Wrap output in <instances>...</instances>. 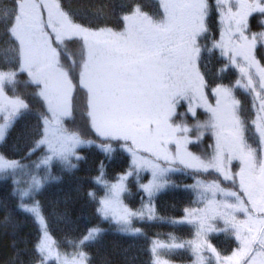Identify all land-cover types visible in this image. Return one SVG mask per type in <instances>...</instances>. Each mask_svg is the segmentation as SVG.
<instances>
[{
  "label": "snow or ice",
  "instance_id": "6c2138e0",
  "mask_svg": "<svg viewBox=\"0 0 264 264\" xmlns=\"http://www.w3.org/2000/svg\"><path fill=\"white\" fill-rule=\"evenodd\" d=\"M213 13L220 32L209 45ZM255 13L264 29V0H158L156 15L144 12L138 3H126L120 17L123 30H116L77 23L61 0H13L11 11L0 18L5 45L0 47V144L16 120L30 111L18 88L21 83L31 86L43 110L38 116L40 136L27 156L46 148L34 162V169H43L44 175L27 173L23 187L13 179L11 195L17 211L30 215L40 228L35 245L39 264H90L85 248L99 242L105 232L94 225L66 240L72 251H61L37 199L46 185L59 182L60 177L52 174L55 163L71 172L79 166L73 160L84 159L77 149L95 143L66 127L77 87L87 94L90 125L101 139L97 147L111 160L116 151L111 142L117 141L131 156L129 169L116 183L104 179L103 163L94 178L105 188L96 208L102 220L115 224L123 235H141L133 219H159L151 200L168 187L169 173L182 168L215 173L190 186L202 207L185 209L183 219L170 221L194 224L196 239L181 242L171 235L168 242L153 240L152 264H171L163 254L186 248L196 256L195 264H264V64L255 55L258 45L264 47V31L252 32L249 18ZM77 41L80 61L69 57L65 66L61 47L67 50ZM217 50L226 58L221 73L228 67L238 70L239 78L232 84L210 79L214 73L209 58ZM21 74L27 79L21 81ZM237 90L252 98L250 120L243 117ZM199 109L207 114L203 122ZM189 116L194 124L188 122ZM206 133L213 138L211 152L197 155L189 145L199 144ZM25 169L20 161L0 153V175L15 177ZM141 171L152 177L141 185L149 205L133 211L121 197L128 177H138ZM88 195L96 201L95 192ZM53 214L69 222L66 213L53 209ZM216 232L234 236L237 247L231 255H222L211 242L210 234ZM204 253L210 255L206 258Z\"/></svg>",
  "mask_w": 264,
  "mask_h": 264
},
{
  "label": "trees",
  "instance_id": "16d2710c",
  "mask_svg": "<svg viewBox=\"0 0 264 264\" xmlns=\"http://www.w3.org/2000/svg\"><path fill=\"white\" fill-rule=\"evenodd\" d=\"M67 11L75 15L76 22L86 27L96 28L97 26H108L116 30H123V23L120 19L122 9L126 3H138L142 10L148 14L158 12V0H61ZM214 3V0H210ZM13 0H0V18L5 12L12 9ZM252 32L264 31L260 25L259 14L255 13L249 18ZM210 37L207 43L210 45L212 36L219 39L220 25L217 14L209 19ZM2 23V20H0ZM4 29L0 26V47H4ZM61 63L67 66L70 59L74 58L77 63L81 57L80 42L69 45L67 50L61 47ZM256 57L264 64V47L257 46ZM223 61V63H222ZM226 63V58L221 57L217 50L214 56L209 58L208 67L214 73L210 77L213 81L223 82L226 85L234 83L239 78L238 70L228 67L224 72L220 68ZM21 81L27 79L26 74H21ZM74 83H78V78L74 73ZM19 94L30 105V111L20 116L14 127L7 133L3 144H0V153L7 158L20 161L26 166L24 172H17L15 177L11 173L0 175V264H39V259L35 252V245L41 237L39 226L30 215L17 211V200L11 193L14 187L13 179L20 181V186H25V181L29 179L27 173H38L44 175V170H35L34 162L38 161L46 153V148L37 150L31 157L27 156L28 151L33 146L35 139L41 133V122L38 119L39 113L43 110L40 101L34 96L31 86H24L23 83L18 88ZM8 94L12 95L8 90ZM236 97L241 101L243 117L250 120L253 114L251 107L252 98L243 90L236 91ZM214 103V98L210 97ZM200 120L207 119V114L202 109L198 110ZM2 122V120H0ZM188 122L194 124L195 121L189 116ZM66 127L70 131L79 133L84 139L93 140L95 143L90 147L77 149L83 160L75 161L78 168L69 172L63 171L58 163L52 169L54 176H59V182H52L46 185L41 194L37 196L40 200L44 215L47 217L49 232L57 241L61 251H72L66 243L67 239H74L81 236L85 231L99 225L105 230L102 238L94 245L85 248L89 254L90 264H152L153 253L151 252L152 241L159 239L168 242L171 235L179 241L196 239V228L194 224H172L170 221L183 219L185 209L202 207L197 203V195L191 189V185L197 179H211L205 173H194L190 169H183L178 172L169 173V185L164 190L157 193L151 200V205L159 219L153 221H140L133 219V225L141 228L142 234L138 236L123 235L116 231V225L109 221L102 220L96 214L99 199L105 195L103 185L95 184L94 178L100 171L103 163L104 179L109 183H116L118 178L125 174L131 165V156L118 147L117 141H112L116 151L113 158L108 160L97 147L101 139L92 130L87 115V94L85 90L77 87L73 93L72 116L65 121ZM213 143L210 133H206L199 144L189 145V149L197 155L211 152L209 145ZM152 179L149 171H141L139 176L133 175L125 181L127 191L122 195L123 203L133 211H139L149 205V197L141 188L142 184H147ZM95 192L96 201H92L89 192ZM67 214L69 222L57 220L53 214ZM7 217V219H6ZM222 226V223H221ZM211 234V242L221 252L227 255L225 250H221L222 242L234 245V236L227 232ZM206 253V258L209 256ZM163 257L168 258L175 264H195L196 256L191 249H181L173 253H164Z\"/></svg>",
  "mask_w": 264,
  "mask_h": 264
},
{
  "label": "rangeland",
  "instance_id": "374dc122",
  "mask_svg": "<svg viewBox=\"0 0 264 264\" xmlns=\"http://www.w3.org/2000/svg\"><path fill=\"white\" fill-rule=\"evenodd\" d=\"M149 15H156V14H149ZM209 27H210V22H209ZM255 55H256V53H255ZM257 58V57H256ZM258 59V58H257ZM248 135H249V137H250V140H253L254 141V137L252 136V133L251 132H249L248 133ZM124 194V193H123ZM122 194V195H123ZM121 199H122V197H121ZM222 223V222H221ZM218 233H220V232H216V233H211V234H217V237L219 236V234ZM211 234H210V237H211ZM222 245H223V247H222V249L221 250H225V252H227L228 254L227 255H231V253L236 249V247H237V242H235V244L234 245H228V243H225V242H222ZM204 255H205V257H206V253H204ZM162 258H164V259H168V258H166V257H163L162 256ZM169 260V259H168ZM171 264H175V263H173V262H171Z\"/></svg>",
  "mask_w": 264,
  "mask_h": 264
}]
</instances>
